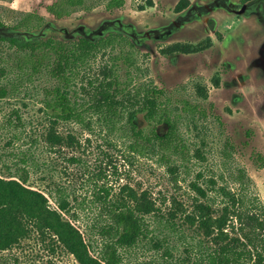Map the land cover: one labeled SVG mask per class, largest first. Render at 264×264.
Instances as JSON below:
<instances>
[{"label":"rangeland","instance_id":"374dc122","mask_svg":"<svg viewBox=\"0 0 264 264\" xmlns=\"http://www.w3.org/2000/svg\"><path fill=\"white\" fill-rule=\"evenodd\" d=\"M151 1L127 0L123 10L110 13L103 8L104 0H87L88 9L77 8L68 17L55 18L45 10L44 0H0V17L12 24L26 12L44 16L47 25L27 37L96 40L109 32L127 35L133 48L121 44L102 51L95 64H105L119 50L127 51L134 60L129 73L136 80L167 90L164 101L179 113V130L188 146L185 158L167 160L156 149L133 152L127 139L95 123L88 130L75 122L54 121L41 102L44 87L50 85L46 76L37 74L28 81L10 72L0 76V85H10L11 79L17 88L0 97V174L16 176L24 166L29 185L48 195L59 187L72 205L88 199L93 180L107 183L116 199L136 192L153 201L163 214L146 216L152 232L125 252L122 264H194L190 244L213 245L212 236L186 218L194 202L204 200L194 183L209 193L214 208L221 198L212 199L210 180L216 187L225 184L231 192L244 188L250 205H264V166L255 160V154L264 157V2L253 12L238 14L242 0H190L179 11L175 7L181 0ZM177 42L194 50L162 52ZM15 56L0 41V68L14 64ZM125 70L120 69L122 78ZM14 111L20 115L21 126L8 124L15 121ZM136 122L149 129L141 115ZM158 130L162 133L165 127L159 125ZM50 132L63 141L55 148L49 146L55 140ZM99 168L104 171L99 172L101 177ZM49 203L56 207L54 198L49 197ZM170 210L179 230L153 220L166 219ZM77 211L75 225L83 230L94 213ZM229 233L234 235L230 229ZM97 249L93 243L94 254ZM0 264L80 263L51 234L31 231L15 246L0 250Z\"/></svg>","mask_w":264,"mask_h":264},{"label":"trees","instance_id":"16d2710c","mask_svg":"<svg viewBox=\"0 0 264 264\" xmlns=\"http://www.w3.org/2000/svg\"><path fill=\"white\" fill-rule=\"evenodd\" d=\"M44 1L45 10L55 18L68 17L77 8L90 7L87 0ZM126 1L104 0L103 8L114 13L123 10ZM189 3L190 0H181L175 9L179 11ZM46 25L44 16L37 12H26L12 24L4 23L0 17V41L16 54L14 64L0 68V76L5 78L13 72L28 81L37 74L46 76L50 85L44 87L41 102L54 121L75 122L88 130H92L95 123L106 132L127 139V147L133 152L147 153L156 149L167 160L172 156L185 158L188 146L179 130V113L175 114L164 101L167 90L162 85L136 80L129 73L134 60L127 51L119 50L109 56L105 64H95L102 51H111L121 44L133 48L127 35L109 32L96 40L82 36L70 40L25 36ZM193 50L190 45L177 42L162 52ZM123 67L125 78L120 74ZM9 82L10 85H0V97L17 89L15 80L9 79ZM198 91L205 94L203 89ZM14 114L15 121L9 120L8 124L21 126L19 113L14 111ZM138 115L149 125L148 130L137 124ZM159 125L165 127L162 133ZM50 138L55 139L50 140V148L63 142L51 132ZM227 146L233 149L234 145L229 142ZM255 157L256 162L264 166V157L259 154ZM70 160L74 161L75 157L71 156ZM28 172L21 166L16 176L0 174V250L15 246L31 231H36L51 234L80 264H122L125 252L152 232L146 216L161 213L153 201L138 197L136 192L122 199L113 198L111 187L95 180L88 199L72 205L59 187L48 195L29 185ZM99 172L104 171L98 169L97 176L101 177ZM238 178L243 181V174ZM214 184L210 180L209 187L214 191L212 199L221 198L217 208H214L215 201H208L209 193L193 184L204 200L195 201L186 218L190 224H197L205 235L212 236L213 241L212 246L202 241L198 246L190 244L194 264H264V205L260 202L250 205L244 188L231 192L225 184L218 187ZM49 197L54 198L56 207H51ZM77 208L94 213L85 221L83 230L75 225L79 217ZM173 217L170 210L166 219L155 217L153 220L167 222L170 229L179 230ZM229 229L234 235H230ZM93 243L97 244L96 254L91 250Z\"/></svg>","mask_w":264,"mask_h":264},{"label":"flooded vegetation","instance_id":"af4514ba","mask_svg":"<svg viewBox=\"0 0 264 264\" xmlns=\"http://www.w3.org/2000/svg\"><path fill=\"white\" fill-rule=\"evenodd\" d=\"M260 2H264V0H248L246 2H242L241 7H244L245 12L244 13H248V12H253L256 10V7L258 5V3Z\"/></svg>","mask_w":264,"mask_h":264},{"label":"water","instance_id":"95a60500","mask_svg":"<svg viewBox=\"0 0 264 264\" xmlns=\"http://www.w3.org/2000/svg\"><path fill=\"white\" fill-rule=\"evenodd\" d=\"M244 12H245L244 7H241L240 9H238V10L236 11V13H238V14H242V13H244Z\"/></svg>","mask_w":264,"mask_h":264}]
</instances>
